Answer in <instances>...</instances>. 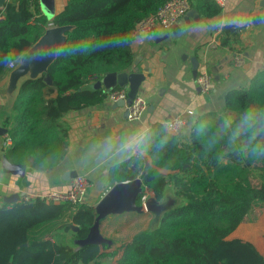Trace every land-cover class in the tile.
<instances>
[{"label":"trees","instance_id":"trees-1","mask_svg":"<svg viewBox=\"0 0 264 264\" xmlns=\"http://www.w3.org/2000/svg\"><path fill=\"white\" fill-rule=\"evenodd\" d=\"M169 0H66L64 9L49 21L39 0H7L0 7V49H30L49 22L71 26L70 45L88 38L119 34L128 44L98 51L77 52L55 59L46 74L25 78L15 100L12 147L5 152L12 163L34 170L55 169L68 153V126L64 116L102 104L108 92L87 87L92 76L122 73L134 62L132 32L138 22L156 13ZM191 1L204 18L219 15L213 0ZM245 26L225 25L220 45L240 42ZM10 70L0 67V81ZM118 89V88H116ZM264 112V70L250 83L226 94L224 111L209 113L192 124L188 138L155 123L140 144V151L111 169L118 183L141 181V197L149 193L160 201L168 189L183 199L151 226L111 251L108 244L86 242L97 219L96 208L53 204L43 199L0 203V264H95L112 258L115 264H264V255L250 241L229 238L257 203H264V156H253V146H264V135L249 141L242 132L235 140L245 112ZM8 120L11 117H7ZM231 127L224 129L226 120ZM260 120L254 127H258ZM257 172L260 186L240 172ZM24 184H28L23 179ZM77 227L78 230H75ZM69 234L70 240H66ZM114 242V241H113Z\"/></svg>","mask_w":264,"mask_h":264},{"label":"crops","instance_id":"crops-1","mask_svg":"<svg viewBox=\"0 0 264 264\" xmlns=\"http://www.w3.org/2000/svg\"><path fill=\"white\" fill-rule=\"evenodd\" d=\"M198 1L192 0L193 3ZM65 4L66 0H53L54 17L64 9ZM220 8V14L210 19L197 12L200 20L191 19L177 33H173V28H158L134 38L131 43L134 61L139 62V70L146 76L137 97L147 103L146 111L138 120L132 121L125 116V107L117 106L108 95L102 104L67 113L63 121L68 126V153L55 169L38 171L26 166L24 176L5 173L2 156L7 150L3 145L6 134L0 136V203L4 202V197L15 193L20 195L21 201L24 196L34 197L35 200V196L41 194L65 191L71 180L60 182L59 179L66 171L75 170L91 181L92 186L83 202L96 208L118 184L111 177L112 167L140 151V145H133L135 137L142 133L146 135L155 123L165 125L187 110H193L194 116L181 132L188 138L191 126L198 118L209 113L221 114L226 94L247 86L263 70L264 0H225ZM256 16L259 18L256 19ZM53 18L47 19L51 21ZM230 24L245 26L240 42L233 44L232 48L221 46L219 39L222 28ZM237 53L243 54L246 59L243 66L233 65V57ZM192 57H197L199 61L198 73L207 69L213 77L208 94L201 93L196 84L192 74ZM133 64L126 72L133 70ZM11 71L0 81V128L8 129V135L14 126L12 107L25 79L9 92ZM110 91H107L108 94ZM23 179L28 184H24ZM149 197L153 196L148 193ZM125 213L134 215H125L122 222L106 221L108 216L100 220V233L111 244L116 242H113L115 236L122 242L123 235L134 236L151 226L153 215L148 211L142 209L141 212ZM130 230L134 232L129 234ZM229 238L248 240L264 255L262 238H244L236 234Z\"/></svg>","mask_w":264,"mask_h":264},{"label":"water","instance_id":"water-1","mask_svg":"<svg viewBox=\"0 0 264 264\" xmlns=\"http://www.w3.org/2000/svg\"><path fill=\"white\" fill-rule=\"evenodd\" d=\"M7 0H0V7H3ZM40 8L43 14L51 19L54 17V5L53 0H39ZM259 16H256L258 19ZM191 19L195 21L200 20L195 9H191L182 19V23L173 27V33H177L185 24H189ZM71 26H54L46 29L42 37H61L62 35L67 39V33L71 30ZM40 44V39L31 47H36ZM55 59L45 60L41 63H36L34 65H29L19 70H12L9 77L8 90L12 92L16 89L17 84L20 80L24 78L35 79L43 74H46V82L52 84V79L48 74V69ZM192 62V74L196 79L198 76L199 61L197 57L191 58ZM139 62L136 60L133 64V70L131 72L122 73H107L97 82L89 85L87 88L96 90L103 88L105 90H113L116 88H127V101L131 102L138 96V91L141 83L146 79L143 72L139 70ZM119 107H125L126 101L124 99L119 100L117 103ZM125 116H128V110H125ZM176 116V115H175ZM8 133V129L0 128V136H4ZM2 169L5 173L24 176L26 172V165L12 163L6 154L2 156ZM78 176V172L75 170L66 171L59 181H70L71 179ZM141 193V181H126L116 184L113 189L103 198V200L97 205V219L94 225L91 227L88 237L86 239L87 243L90 244H111V241L104 238L100 233V220L106 218L112 214H122L124 212H141L142 209L148 211L153 215L151 222V227L156 229L165 213L180 206L183 203V199L174 195L171 189H168L164 195V198L160 201L156 200L154 197L147 198L142 205L137 204L138 197ZM20 201L19 194H12L10 196L4 197V202L13 204ZM78 230L77 227H74Z\"/></svg>","mask_w":264,"mask_h":264},{"label":"built area","instance_id":"built-area-1","mask_svg":"<svg viewBox=\"0 0 264 264\" xmlns=\"http://www.w3.org/2000/svg\"><path fill=\"white\" fill-rule=\"evenodd\" d=\"M218 6L222 7L225 4V0H213ZM191 10L190 0H169L163 7H161L156 13L151 14L138 22L132 32V40L141 35H145L153 32L155 29H172L174 26L182 22V19ZM54 27L53 24H49L46 29ZM245 57L241 53H237L233 57V65L236 67L243 66L245 64ZM262 69L264 70V60L262 62ZM98 77L92 76L90 78L91 83L97 82ZM196 84L203 94H208L212 89L213 77L207 69L200 70L196 77ZM127 88H118L110 91L109 99L117 103L119 100L124 99L126 101L125 109L128 110V119L138 120L147 109V103L140 97H136L133 101H127ZM194 116L193 110H187L184 114L178 115L173 120L167 122L164 126L166 130L173 134H178L188 126L189 119ZM4 147L6 149L12 147L13 141L10 135L4 136ZM92 184L86 175H78L71 179L69 187L65 191H55L46 194L35 196L36 199H43L53 204H79L82 203L88 194ZM34 197L24 196L25 201H32ZM147 199L144 195L141 197V205Z\"/></svg>","mask_w":264,"mask_h":264},{"label":"clouds","instance_id":"clouds-1","mask_svg":"<svg viewBox=\"0 0 264 264\" xmlns=\"http://www.w3.org/2000/svg\"><path fill=\"white\" fill-rule=\"evenodd\" d=\"M128 39L119 34L97 36L88 38L86 42L70 45L67 39L61 37L40 38V44L26 51L13 48L0 49V67L5 70H19L29 65L41 63L49 59H59L63 56L75 55L77 52H94L103 48L120 47L128 44ZM260 120H264V112L257 113L249 110L244 113L237 130L232 133L231 140H235L242 132L249 133V141H256L258 136L264 135V123L254 127ZM232 121L226 120L222 126L224 129L231 127ZM146 139L145 134H139L133 139V145L139 147ZM131 146V145H130ZM253 156H264V146H253Z\"/></svg>","mask_w":264,"mask_h":264},{"label":"rangeland","instance_id":"rangeland-1","mask_svg":"<svg viewBox=\"0 0 264 264\" xmlns=\"http://www.w3.org/2000/svg\"><path fill=\"white\" fill-rule=\"evenodd\" d=\"M240 175L246 179L250 184H254L256 186H260L261 181L257 177V172L254 171L252 175L245 174L244 172H240ZM134 215L133 213H125V214H112L109 215L106 219L110 222L112 221H120L122 222L123 217L125 215ZM125 224V222H123ZM134 230H130L129 234H132ZM238 235L241 237H258L264 239V203H257L255 204L249 211L248 215L245 217V219L229 234V236L232 235ZM133 236L132 235H123L124 241L130 240ZM116 241L115 243H112V249L113 251L116 246H119L124 241H118L117 237H114ZM66 240H70L69 234L66 235ZM95 264H115L114 260L112 258H104L100 259Z\"/></svg>","mask_w":264,"mask_h":264}]
</instances>
